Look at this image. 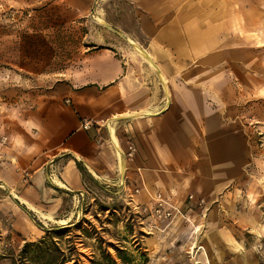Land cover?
Wrapping results in <instances>:
<instances>
[{"label":"crops","instance_id":"1","mask_svg":"<svg viewBox=\"0 0 264 264\" xmlns=\"http://www.w3.org/2000/svg\"><path fill=\"white\" fill-rule=\"evenodd\" d=\"M12 3L29 14L0 35L24 100L0 117L15 235L101 187L148 221L159 197L180 209L173 264H264V0Z\"/></svg>","mask_w":264,"mask_h":264},{"label":"rangeland","instance_id":"2","mask_svg":"<svg viewBox=\"0 0 264 264\" xmlns=\"http://www.w3.org/2000/svg\"><path fill=\"white\" fill-rule=\"evenodd\" d=\"M11 5L12 0H0V35L15 30L16 20L23 22L29 16L26 10ZM13 75L9 68L0 71L1 118L8 119L16 101L24 103L14 96L18 85ZM259 186L264 196V178ZM121 195L97 187L84 201L71 205L74 216L70 222L51 226L53 229L38 240L23 241L13 232L7 216L9 191L0 189V264H109L110 259L117 264H173V220L163 226L153 218L148 221ZM194 251L191 249V255Z\"/></svg>","mask_w":264,"mask_h":264},{"label":"built area","instance_id":"3","mask_svg":"<svg viewBox=\"0 0 264 264\" xmlns=\"http://www.w3.org/2000/svg\"><path fill=\"white\" fill-rule=\"evenodd\" d=\"M91 126V122H86L83 124V128L85 130L89 129ZM136 153V146L134 144H130L126 153V158L130 161H133L135 159ZM28 176L29 174L26 173V178H28ZM178 214H181V211L176 205L173 206L172 202L168 203V201H166L164 198L159 197L157 198V207L149 213V216H151L154 220L171 221L173 220V217Z\"/></svg>","mask_w":264,"mask_h":264},{"label":"trees","instance_id":"4","mask_svg":"<svg viewBox=\"0 0 264 264\" xmlns=\"http://www.w3.org/2000/svg\"><path fill=\"white\" fill-rule=\"evenodd\" d=\"M41 242H43V241L41 240ZM108 260H109V259H108ZM109 264H117V263H115L114 261H112V260L110 259Z\"/></svg>","mask_w":264,"mask_h":264},{"label":"bare ground","instance_id":"5","mask_svg":"<svg viewBox=\"0 0 264 264\" xmlns=\"http://www.w3.org/2000/svg\"><path fill=\"white\" fill-rule=\"evenodd\" d=\"M99 20H100V19H99ZM100 22H101L102 24L104 23V21H103L102 19L100 20ZM105 24H106V23H105ZM103 25H104V24H103ZM136 45H137V44H136ZM136 48L139 49L138 46H136Z\"/></svg>","mask_w":264,"mask_h":264}]
</instances>
